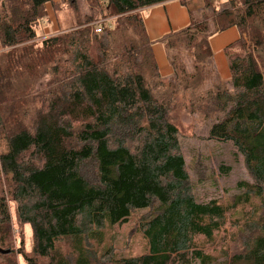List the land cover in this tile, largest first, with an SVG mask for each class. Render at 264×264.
Here are the masks:
<instances>
[{
  "label": "trees",
  "instance_id": "trees-1",
  "mask_svg": "<svg viewBox=\"0 0 264 264\" xmlns=\"http://www.w3.org/2000/svg\"><path fill=\"white\" fill-rule=\"evenodd\" d=\"M51 1L0 0V264H264V0H204L210 16L161 38L169 78L141 14L169 0H61L74 24L37 41ZM230 27L238 37L224 48L225 82L210 38ZM181 112L243 158L250 180L227 205L191 193ZM10 202L31 228L30 251L23 241L14 249ZM143 209L147 250L98 258L89 244L101 230ZM217 237L220 256L198 242ZM65 238L72 256L59 250Z\"/></svg>",
  "mask_w": 264,
  "mask_h": 264
},
{
  "label": "rangeland",
  "instance_id": "rangeland-1",
  "mask_svg": "<svg viewBox=\"0 0 264 264\" xmlns=\"http://www.w3.org/2000/svg\"><path fill=\"white\" fill-rule=\"evenodd\" d=\"M177 1L180 3L179 0ZM185 2L191 9L189 11V23L191 21V16L193 19L201 20L203 19V15H211L210 9L204 7V0H185ZM224 2L225 0L213 1V5L221 7L224 5ZM51 3H48L49 5L47 6V17L42 20L36 29L37 41L45 36L52 35V33L61 31L62 29L66 30L74 24V16L69 9L61 6V0H52ZM53 4L59 6L56 8ZM232 29L237 32L238 36L237 28L233 27ZM157 43L163 45L160 38L152 41V45ZM162 56L164 62L162 61L161 63V73L164 72L165 67L169 64L172 69V73L169 76H166V78H169L173 75V68L169 63L166 54L163 53ZM180 60L187 69H191L192 57L189 52L181 51ZM218 76L225 82L230 78V75L227 79L222 78L220 74H218ZM214 78L215 77L212 74L207 81L205 88H209L212 85ZM46 83V79L37 82L38 85L36 86L35 91L44 89ZM178 120V126L180 129L179 144L185 160V168L190 181V189L193 197L197 202H207L211 199H217L224 205H227L231 202L234 195L241 192L236 186L237 183L239 181L250 180L242 156L236 152L232 143H224L208 139V123H203V121L198 118L194 120L192 116L182 112L179 114ZM9 207L12 218L11 222L14 226V249L21 248V243L19 244V242L23 241L24 248L30 251L32 246L31 228L29 225L20 226L16 221L12 202H10ZM144 214H146L145 209L138 210L133 212L128 222L111 227H104L101 230L103 233V240L101 242L91 241L89 244L92 250L95 251L96 256L100 258L108 249L117 257H134L144 253L147 250V240L143 237V234L139 229V220ZM233 220L234 218L232 215L228 213L227 224L225 226L226 230L230 229L229 225ZM198 242L200 245H203L206 251H214L216 252V255H222V245L220 244L219 237L213 242L199 238ZM59 250L66 256H72L73 247L71 239H63L59 244ZM219 260L221 261L223 258L219 257ZM19 264H23L20 257ZM194 264H197V262Z\"/></svg>",
  "mask_w": 264,
  "mask_h": 264
},
{
  "label": "crops",
  "instance_id": "crops-1",
  "mask_svg": "<svg viewBox=\"0 0 264 264\" xmlns=\"http://www.w3.org/2000/svg\"><path fill=\"white\" fill-rule=\"evenodd\" d=\"M190 10L188 4L181 5L177 0H169L143 8L141 14L150 40L161 39L165 34L185 27L189 23ZM232 28L220 31L210 38L215 68L224 79L229 78L230 75L224 48L238 37L237 32ZM152 51L160 74L164 77L169 76L172 73L169 64L165 67L164 72L161 73V63L162 61L164 62L162 55L165 53L163 45L159 43L152 45Z\"/></svg>",
  "mask_w": 264,
  "mask_h": 264
},
{
  "label": "built area",
  "instance_id": "built-area-1",
  "mask_svg": "<svg viewBox=\"0 0 264 264\" xmlns=\"http://www.w3.org/2000/svg\"><path fill=\"white\" fill-rule=\"evenodd\" d=\"M215 1H218V0H215ZM95 31H96V32H99V31H100V29H99L98 26L95 27Z\"/></svg>",
  "mask_w": 264,
  "mask_h": 264
},
{
  "label": "bare ground",
  "instance_id": "bare-ground-1",
  "mask_svg": "<svg viewBox=\"0 0 264 264\" xmlns=\"http://www.w3.org/2000/svg\"><path fill=\"white\" fill-rule=\"evenodd\" d=\"M4 263V262H3Z\"/></svg>",
  "mask_w": 264,
  "mask_h": 264
}]
</instances>
